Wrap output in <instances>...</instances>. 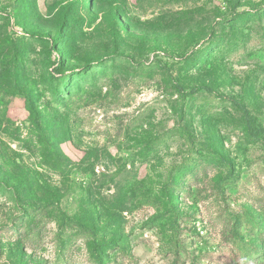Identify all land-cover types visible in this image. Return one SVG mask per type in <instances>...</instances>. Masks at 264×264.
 <instances>
[{"label": "rangeland", "instance_id": "1", "mask_svg": "<svg viewBox=\"0 0 264 264\" xmlns=\"http://www.w3.org/2000/svg\"><path fill=\"white\" fill-rule=\"evenodd\" d=\"M264 0H0V264H264Z\"/></svg>", "mask_w": 264, "mask_h": 264}, {"label": "trees", "instance_id": "2", "mask_svg": "<svg viewBox=\"0 0 264 264\" xmlns=\"http://www.w3.org/2000/svg\"><path fill=\"white\" fill-rule=\"evenodd\" d=\"M245 115L247 116V128L250 137L259 140L261 138V133H264V128L257 127L247 111H245Z\"/></svg>", "mask_w": 264, "mask_h": 264}]
</instances>
